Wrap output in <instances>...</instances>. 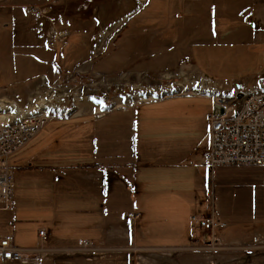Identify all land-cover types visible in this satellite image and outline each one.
<instances>
[{
  "label": "rangeland",
  "instance_id": "obj_1",
  "mask_svg": "<svg viewBox=\"0 0 264 264\" xmlns=\"http://www.w3.org/2000/svg\"><path fill=\"white\" fill-rule=\"evenodd\" d=\"M65 1L58 0L55 7L63 9ZM106 1L91 0L87 14L96 6L99 14H105L101 6ZM128 3L123 1L121 6L128 7ZM243 6L218 15L213 12V21L205 14L202 46L183 50L176 59L179 67L172 60L167 68L166 46L152 56L150 50L136 47L128 29H134L138 16L117 39L109 41L91 71L86 66L68 68L63 77L26 89L25 82H9L11 67L3 61L0 88L7 89L0 91V105L12 107L8 122H16L24 114L22 109L38 107V98L47 96L64 99L73 111L52 119L9 158L14 197L11 210L0 211V234L13 235L20 247L35 248L42 243L39 230L48 229L56 245L67 241L61 250L69 249L68 256L74 259L57 264H86L92 250L105 254L114 249L124 254L108 264H264V166L212 170L203 159L214 94L210 89L216 86L230 95L264 88V19L253 22L257 29L248 27L238 14ZM73 11L67 9L65 20L75 17ZM175 11L161 12L149 24L176 22ZM50 13L44 6L39 16L34 15L42 19L37 27L44 32L48 24L47 38L68 40L70 35L57 30L58 22ZM79 25L72 22L69 28L73 32L68 46L71 54L79 52L83 38L85 50L94 49L90 29L84 32L80 26L82 31L74 32ZM98 31L99 37L101 27ZM196 49L195 60L192 52ZM35 94H39L36 99ZM92 141L99 143L97 154ZM137 146L139 156L133 158ZM101 162L107 163V170ZM131 213L135 225L127 217ZM193 215L217 216L225 227L199 228L193 237ZM101 221L121 227L116 231L124 238L120 247L104 245L103 229L97 225ZM120 221L130 223L124 228ZM113 233L109 232V240Z\"/></svg>",
  "mask_w": 264,
  "mask_h": 264
},
{
  "label": "crops",
  "instance_id": "obj_2",
  "mask_svg": "<svg viewBox=\"0 0 264 264\" xmlns=\"http://www.w3.org/2000/svg\"><path fill=\"white\" fill-rule=\"evenodd\" d=\"M123 1L129 2V6H121ZM57 2L58 0H0V56L3 57L0 59V69L2 62L6 60L11 67L8 76L10 83L25 82L24 87L26 89L29 85L34 88L37 84H44L47 81L63 77L64 70L68 68L74 69L86 66L88 70L91 71L94 59L100 53L105 52L112 40L118 38L119 31L127 29L129 23L137 16L139 19L134 24L133 30L129 31L128 29L129 34L134 36L133 40L136 44L143 40L142 44L144 45H148L149 43L154 47L157 46L155 49L157 51L160 46H166L167 49L164 53H167L169 56V66H167V68H171L173 63L176 64V59L179 56L178 54L186 48H192L194 45H199L198 47L202 46L204 34L203 18L205 14L211 16L213 21V12L215 15H218L223 11H233L235 6L244 5L238 10V14L245 22H248L245 23L248 27L257 29L256 26L253 25V22H255V20L264 19V0H108L103 4L105 7L101 6L106 16H103L105 15L104 13L103 15L98 13L99 10L97 6L93 11L87 14L86 5H90L91 0H66L63 9L55 7ZM178 5H180V8H178ZM206 5L210 7H206ZM227 5L232 7L227 9ZM44 6L50 8L51 17H53V19L54 17L56 18L55 20L58 22L57 30L68 32L70 35L68 40L59 41L55 39L57 36H53L52 39L47 38L45 33L49 31L48 24H46V31L44 32H41L39 27H37L42 22V19L37 20L34 15L28 12V9L31 7H38L42 10ZM67 9H73L74 11L72 13L75 17L71 16L65 20V17L68 16L66 14ZM169 9L176 10L173 15L177 20L176 22H171L164 26L149 24L151 19L161 15V12H168ZM172 14L173 13H171V15ZM63 20H65L64 23H62ZM18 21H20V23H18ZM92 21L93 23L95 22L96 25H93ZM72 22L80 24L79 26H74V29H77V31L74 30V32L80 33V31H82L80 26L83 27L84 32H87L86 28L91 30L92 39H94L93 51H91V49L88 51L85 50L86 40L83 38L84 41L81 47L79 46V52L77 49V51L71 54L68 46L71 44L69 40L73 34L69 29L70 26H72ZM100 27L101 32L98 37L97 33ZM55 34L58 35V33ZM107 36L113 39L107 40L109 38H107ZM149 39L150 41H148ZM109 41L111 42L109 43ZM57 42L62 43V46L57 47ZM149 53V55L152 56L154 52ZM134 56L139 59L143 58V56L140 55ZM172 60H174V62L170 63ZM21 61H25V65L22 67L19 65ZM76 63H79V65H76ZM27 82L29 83L27 84ZM5 89H7V87H2L0 91ZM15 90L18 91V89ZM15 95L17 96V94ZM38 95L39 94H35V99ZM17 98H19L20 102L22 101L20 95H18ZM34 104L36 105V103ZM29 106L31 105L27 107ZM100 190L106 191V188L102 187ZM130 221H120L119 225L126 228V225L129 224ZM97 225H99L100 229H103L105 236L102 239L105 241V246L120 247L119 245L124 241V238H119V235L116 233V231L121 230L117 222L109 226L108 222L101 221L97 223ZM87 227H90L89 224ZM85 230H90V228H85ZM109 232H115L110 240L108 239ZM129 238L131 241L133 235H130ZM61 241H63L64 245L67 244L65 239ZM86 242L91 246L95 245L90 240L83 241V243ZM64 245H56V242H53L52 236H50L48 242L45 244L41 243L39 247L43 246L49 250L50 247L51 249H55L53 251L44 252L41 255L40 261L42 262L45 259L51 261L50 263L57 264V262L66 258L69 260V263H72L74 259L68 256L70 255V250H61V248H64ZM92 251L93 253H90L91 256L87 261L89 263L86 264H93L92 262H96V264H108V262H114L119 256L124 254L118 249H114L112 252H107L105 254L98 253L95 250ZM58 253H62V255L58 256ZM132 259L133 256L130 255L129 260L132 261ZM36 264H39V262Z\"/></svg>",
  "mask_w": 264,
  "mask_h": 264
},
{
  "label": "built area",
  "instance_id": "obj_3",
  "mask_svg": "<svg viewBox=\"0 0 264 264\" xmlns=\"http://www.w3.org/2000/svg\"><path fill=\"white\" fill-rule=\"evenodd\" d=\"M28 11L39 16L42 10L31 7ZM52 98L55 97L38 99V104H47V111L38 113V120H26V114H22L20 119L12 123L8 122L9 113H2L0 211H9L14 197V171L9 158L26 147L52 119L64 118L71 113L72 108L68 102ZM211 99L212 106L208 116L210 133L203 152L205 165L212 170L233 165L264 166V88L261 92L250 90L243 93L238 90L230 95L221 92V96H212ZM40 100L44 102L41 103ZM48 106H63V113H48ZM128 215L130 220H135V214ZM190 223L193 237L198 236L199 228L216 230L225 227V223L214 215H193ZM38 236L42 244H45L50 238V231L42 228ZM46 251L51 250L43 246L20 247L15 244L13 235L0 234V261L40 262L41 255Z\"/></svg>",
  "mask_w": 264,
  "mask_h": 264
},
{
  "label": "bare ground",
  "instance_id": "obj_4",
  "mask_svg": "<svg viewBox=\"0 0 264 264\" xmlns=\"http://www.w3.org/2000/svg\"><path fill=\"white\" fill-rule=\"evenodd\" d=\"M204 77L208 78L207 75H204ZM210 90L214 91V94L212 96H221V91H219V89H216L215 86ZM40 102L43 103L44 100H40ZM36 106L38 107L29 106L25 109H22V112L26 114V120H38V113H44L47 111V104H38ZM9 110H12L11 106L2 107L0 105V120H2V113H9ZM48 113H63V106H48Z\"/></svg>",
  "mask_w": 264,
  "mask_h": 264
},
{
  "label": "trees",
  "instance_id": "obj_5",
  "mask_svg": "<svg viewBox=\"0 0 264 264\" xmlns=\"http://www.w3.org/2000/svg\"><path fill=\"white\" fill-rule=\"evenodd\" d=\"M157 48V46H155L154 47V49H152V50H150V52L151 53H153V52H155V49ZM157 51V50H156ZM211 111V110H210ZM210 113V112H209ZM98 142H96V141H92V145H93V148H94V152L97 154L98 153V149H99V147H98ZM96 148H98V149H96ZM134 150H133V152L134 153H138L139 151H138V146H137V148H133ZM137 153H136V155L133 157V158H136V156H137ZM138 156H139V154H138ZM138 156H137V158H138ZM97 164V163H96ZM101 164H105V166H104V168H105V170H107V163H105V162H101ZM130 166V168L131 167H134V166H136V165H129ZM233 166H236V165H233ZM221 167H228V166H221ZM29 168H31V167H29ZM34 168H36V167H34ZM136 168H137V166H136ZM218 168H220V167H218ZM94 168H92V170H93ZM94 171V170H93ZM106 173V172H105ZM11 210V209H10ZM9 210V211H10ZM3 212V211H2ZM40 231V230H39ZM38 235H39V233H38ZM131 235V231L129 232V235L128 236H130ZM16 244V243H15ZM139 255V254H138ZM154 255H159V254H152V255H150V256H154ZM139 256H141V255H139Z\"/></svg>",
  "mask_w": 264,
  "mask_h": 264
},
{
  "label": "flooded vegetation",
  "instance_id": "obj_6",
  "mask_svg": "<svg viewBox=\"0 0 264 264\" xmlns=\"http://www.w3.org/2000/svg\"><path fill=\"white\" fill-rule=\"evenodd\" d=\"M119 32H121V30H120ZM119 32H118V33H119ZM142 41H143V40L139 41V42L136 44V47H137L138 49H141V50H144V49L152 50V49H154V46H153V45H150L149 43H148V45H144V44H142ZM148 41H150V39H149ZM179 54H180V53H179ZM179 54H178V55H179ZM192 55L194 56V58H195V60H196V58H197V49H196L195 51L192 52ZM196 62H197V61H196ZM176 65H177V67H179V66L181 65V63L178 64V63L176 62Z\"/></svg>",
  "mask_w": 264,
  "mask_h": 264
},
{
  "label": "water",
  "instance_id": "obj_7",
  "mask_svg": "<svg viewBox=\"0 0 264 264\" xmlns=\"http://www.w3.org/2000/svg\"><path fill=\"white\" fill-rule=\"evenodd\" d=\"M240 96H242V94Z\"/></svg>",
  "mask_w": 264,
  "mask_h": 264
}]
</instances>
